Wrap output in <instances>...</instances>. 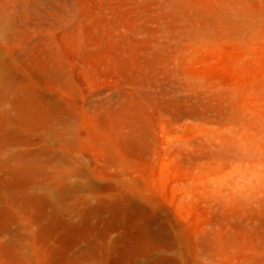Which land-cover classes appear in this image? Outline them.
<instances>
[{
	"label": "rangeland",
	"instance_id": "rangeland-1",
	"mask_svg": "<svg viewBox=\"0 0 264 264\" xmlns=\"http://www.w3.org/2000/svg\"><path fill=\"white\" fill-rule=\"evenodd\" d=\"M0 264H264V0H0Z\"/></svg>",
	"mask_w": 264,
	"mask_h": 264
}]
</instances>
